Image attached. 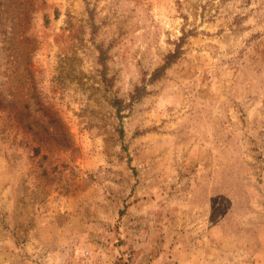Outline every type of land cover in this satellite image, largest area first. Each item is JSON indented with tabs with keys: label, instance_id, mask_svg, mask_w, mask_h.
Here are the masks:
<instances>
[{
	"label": "rangeland",
	"instance_id": "rangeland-1",
	"mask_svg": "<svg viewBox=\"0 0 264 264\" xmlns=\"http://www.w3.org/2000/svg\"><path fill=\"white\" fill-rule=\"evenodd\" d=\"M0 264H264V0H0Z\"/></svg>",
	"mask_w": 264,
	"mask_h": 264
}]
</instances>
